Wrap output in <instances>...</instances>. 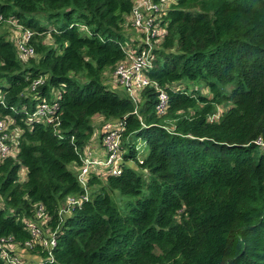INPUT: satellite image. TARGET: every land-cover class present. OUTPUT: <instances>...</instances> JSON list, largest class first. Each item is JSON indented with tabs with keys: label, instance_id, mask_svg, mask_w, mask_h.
I'll list each match as a JSON object with an SVG mask.
<instances>
[{
	"label": "trees",
	"instance_id": "trees-1",
	"mask_svg": "<svg viewBox=\"0 0 264 264\" xmlns=\"http://www.w3.org/2000/svg\"><path fill=\"white\" fill-rule=\"evenodd\" d=\"M134 2L0 0V119L22 132L18 155L0 164V238L24 248L32 238L19 217L42 206L56 246L23 250L45 264H264V0H179L154 50L156 87L138 104L105 79L126 58ZM10 18L35 33V58L18 55ZM57 92L56 129L31 115ZM115 121L125 125L122 174L92 176L85 189L81 156ZM86 190L87 202L60 214Z\"/></svg>",
	"mask_w": 264,
	"mask_h": 264
},
{
	"label": "built area",
	"instance_id": "built-area-1",
	"mask_svg": "<svg viewBox=\"0 0 264 264\" xmlns=\"http://www.w3.org/2000/svg\"><path fill=\"white\" fill-rule=\"evenodd\" d=\"M179 0H135L132 14L128 17L126 27L132 34L131 43L124 47L126 54L125 60L119 64L115 70L114 76L116 82L127 92L129 97L138 104L141 100L142 92L148 87H156V83L149 77L150 70L155 60L154 50L159 47L167 35V25L165 18L169 10L177 5ZM8 23L14 25L13 30L16 40L18 55L22 60L28 61L36 57V51L31 40L35 33L26 30L14 18H10ZM6 23V19L0 14V25ZM138 33V36H135ZM143 36L142 40L139 38ZM44 83V79L35 81L32 90H36L39 85ZM60 92L56 93L55 100L52 103L44 101L40 103L37 110L31 115V118L53 125L56 129L60 125V117L57 115L58 100ZM168 95L165 91H160L157 104V114L163 116L168 110ZM0 106L6 107L4 95L0 91ZM137 113V111L135 112ZM14 119L7 117L0 119V164H3L10 158L18 155V138L14 134L12 125ZM14 131H17L14 130ZM59 133L58 130H56ZM125 131V125L122 121L107 123L103 128L102 156H97L94 147H87L82 156V164L77 168L78 181L86 189L92 176L106 179L108 176H119L122 174L124 161V151H122V135ZM16 135V136H15ZM255 143L264 151V135L259 137ZM23 169L20 173L22 180ZM89 200L86 190L85 195L80 198H69L66 206L61 208V215H68L75 207H80ZM26 231L31 235L32 240L26 242L20 248L14 242L13 237L0 238V258L4 264H45L44 259L36 256L28 258V252L25 257H21L19 250L33 249L34 246H41L49 255L56 246V239L59 229H54L51 225L53 218L42 206L37 207L32 217H19Z\"/></svg>",
	"mask_w": 264,
	"mask_h": 264
},
{
	"label": "rangeland",
	"instance_id": "rangeland-1",
	"mask_svg": "<svg viewBox=\"0 0 264 264\" xmlns=\"http://www.w3.org/2000/svg\"><path fill=\"white\" fill-rule=\"evenodd\" d=\"M6 26H7V24H5V25L2 24V25H0V33H3V32L5 31ZM135 36H138V33H137ZM139 38L142 40L143 36L141 35ZM45 42L49 43V42H50V39L47 38V39L45 40ZM114 73H115L114 71H113V72H112V71H107V73L105 74L106 82H108V83L110 84L111 87H112V85H116V84L114 83V81H116L115 78H114ZM113 83H114V84H113ZM115 88H116V90H117L119 93L124 94V92L122 91L121 88H119L118 86L115 87ZM192 88H194V87H192ZM192 88H191V90H192ZM202 93H203L204 95L210 96V93H209V91H208L207 89H203V90H202ZM226 110H227V108H226L225 106H221V107L219 108V110H218V115L215 117L214 120H218L219 117H220V116H221ZM101 122H102V120H100V118L94 119V121H93L94 125L97 126V129L101 126V124H102ZM13 132H14V134H17L18 136H20V134L22 133L21 130H17V131H14V130H13ZM97 133H99V132H97ZM15 136H16V135H15ZM95 138H96V140H98V134H97V136H96ZM139 146L142 147V149L146 150V144H144L142 141L139 142L138 147H139ZM140 147H139V148H140ZM139 148H138V149H139ZM25 172H26V171H25ZM18 253L20 254L21 257H25V256L27 255V253H26L25 250H19ZM34 261H36V258H34Z\"/></svg>",
	"mask_w": 264,
	"mask_h": 264
},
{
	"label": "crops",
	"instance_id": "crops-1",
	"mask_svg": "<svg viewBox=\"0 0 264 264\" xmlns=\"http://www.w3.org/2000/svg\"><path fill=\"white\" fill-rule=\"evenodd\" d=\"M93 147H94V150L96 152V155L97 156H102L103 148H102L101 142L94 139V141L92 142L91 148H93ZM22 174H23L24 177H26V172L25 171H23Z\"/></svg>",
	"mask_w": 264,
	"mask_h": 264
}]
</instances>
